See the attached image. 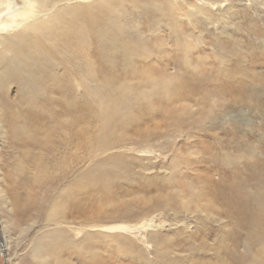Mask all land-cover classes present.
I'll list each match as a JSON object with an SVG mask.
<instances>
[{"label": "rangeland", "instance_id": "1", "mask_svg": "<svg viewBox=\"0 0 264 264\" xmlns=\"http://www.w3.org/2000/svg\"><path fill=\"white\" fill-rule=\"evenodd\" d=\"M138 1L75 0L61 7L103 4L116 10L122 5L130 13L126 19L137 18L133 25L139 31L127 29L153 50L148 61L136 60L138 70L155 65L148 74L170 79L176 98L185 94L176 103L177 109L188 108L181 112L182 123L170 138L148 146L127 143L89 158L94 114L80 120L76 129L61 126L48 118L51 101L44 93L26 100L15 84L10 86L8 96L0 95V264H83L81 255L64 244L58 254L45 251L49 239L42 238L55 230L74 244L87 233L97 234L106 245L97 260L107 264H141L144 258L155 260L159 252L179 261L187 258V264L207 262L218 255L219 246L237 258L264 264L259 223L225 214L231 198L246 211L244 202L255 205L264 192L258 188L264 180V0H146L163 12L171 7V19L161 14L148 19L133 8ZM1 4L0 11L9 5ZM153 21L158 27H151ZM182 63L188 71L181 70ZM168 107L157 110L156 124L144 118L147 128H164L161 113H168ZM166 144L171 148L162 151ZM149 146L154 147L143 150ZM177 153L184 160L171 169ZM116 155L131 159L135 175L127 176L130 184L100 183L110 176L104 160ZM176 170L177 186L171 187L164 175ZM143 176L158 180L148 185ZM233 180L236 186L230 185ZM211 186L224 196L214 198ZM201 191L204 198L198 199ZM172 193L182 202L168 204ZM110 226L130 230L113 233L107 230ZM220 229L243 239L236 246L223 242Z\"/></svg>", "mask_w": 264, "mask_h": 264}, {"label": "bare ground", "instance_id": "2", "mask_svg": "<svg viewBox=\"0 0 264 264\" xmlns=\"http://www.w3.org/2000/svg\"><path fill=\"white\" fill-rule=\"evenodd\" d=\"M0 1L1 5L9 3L7 8L0 11V95L8 96L7 92L14 84L17 86L19 94L25 95L26 100H35L44 93V97L51 101L49 105L47 104L49 106L48 118L58 122L61 126L63 124L72 126V129H76L79 122L88 120L90 114H94L92 122L96 124L91 136L93 143L90 148H87L89 158L98 152L104 153L127 143L148 146L154 140L160 141L161 137L164 139L165 136H171V132H177L178 127L175 125L182 123L181 112L185 111L186 113L188 108L179 107L177 109L176 103L184 99L185 94L181 93L179 98H176L178 94L171 87L170 79L152 77L148 74L155 69L153 68L155 65L149 67L147 64L150 69L138 70V61L136 62V60L148 61L149 53L153 50L147 47L148 44H145V41L129 33L130 30L134 33L139 31L138 27L134 26L138 19L130 21V13L128 10H124L122 5H118L116 10H112L106 9L103 4L86 6L76 3L63 9L62 2L75 0ZM111 1L105 0L106 3H111ZM133 8L139 13L142 12V15L147 14L148 19H151L153 14L173 18L171 7L163 12L146 0L136 2ZM127 15L129 19H126ZM129 23H131V27ZM157 23L156 21L151 22V27H158ZM128 27L130 30L127 29ZM184 50L186 49L184 48ZM185 63L181 65L182 71H188V64L184 67ZM155 72H159V70L157 69ZM131 78L136 79V83L130 81ZM155 95H161V97L157 98ZM157 99L167 101L160 103V101H156ZM3 100L5 99L3 98ZM163 105L169 106L165 109L168 113H161V118L165 119V127L161 128L160 126L159 128L156 125L155 129L150 130V127L147 128L144 118L152 119V123L156 124L154 120L158 114L157 110ZM134 126L136 127L132 129ZM171 146L166 144L162 151H166L167 147L170 149ZM153 147L149 146L143 150H152ZM175 156L176 159L172 163L171 169H176L178 162L184 160L179 153ZM104 162L110 164L108 168L110 176L102 178L100 183L117 181L130 184V179L127 176L135 175L131 159L116 155L107 157ZM261 165L262 172L260 171V174L264 176V163ZM96 169H100V167H96ZM176 173L177 170L164 175L171 187L177 186ZM236 175L234 176L236 177ZM143 180L148 185H154L158 179L145 177ZM253 181H256L255 178ZM167 182L166 185H168ZM229 183L236 186L235 180L229 181ZM258 186L263 192L264 180L262 185ZM203 190L205 189L203 188ZM202 191L198 199L204 198ZM209 191L214 198L224 196V191L214 189V187ZM172 194L167 199L168 204L172 201L177 202L176 200L182 202L179 194ZM263 194L264 192L259 196L255 205H253V201L252 204L249 201L244 202L246 211H241L238 201L233 202V198H231L232 206L225 214L226 218H238L237 215H240L239 218L248 217L255 223H259V230L263 236L261 237L264 240ZM211 204L213 205V202ZM212 205H210L211 209L214 208ZM221 215L223 214L221 213ZM207 217L208 219L213 218L211 212L207 213ZM52 221H56V219ZM129 227L110 226L107 230L116 233L130 230ZM220 231L223 233V242L237 245L241 234L231 236L229 231L225 232L222 229ZM97 237V234L87 233L77 244H74L67 240V236L62 231L55 230L51 235L47 234L42 239H49L45 251L49 250L58 254L61 251L60 244H64L70 247L69 250L72 253L77 251L78 255H81L83 264H107L105 260H97L100 248L106 246L104 242L98 241ZM242 239L243 236L240 241ZM162 240V243L167 241L166 239ZM41 246L38 245V252L42 251ZM219 247L221 250L218 251L216 257L207 260V262L192 260L194 262L192 264H256L235 257L234 252L226 253L228 247ZM126 252L133 253L134 251L126 249ZM167 253L170 254L169 251ZM47 255L49 254L47 253ZM156 256L155 260L144 258L141 264H187L185 261L189 260L187 258H181L180 261L176 260L177 258L171 259L161 252ZM43 262L47 264L48 260ZM56 262L60 264L61 260H56ZM63 264L68 263L64 261Z\"/></svg>", "mask_w": 264, "mask_h": 264}, {"label": "water", "instance_id": "3", "mask_svg": "<svg viewBox=\"0 0 264 264\" xmlns=\"http://www.w3.org/2000/svg\"><path fill=\"white\" fill-rule=\"evenodd\" d=\"M0 241L3 242V238L1 236H0ZM2 245H3V243H2Z\"/></svg>", "mask_w": 264, "mask_h": 264}]
</instances>
